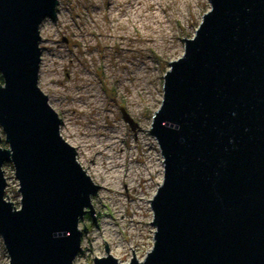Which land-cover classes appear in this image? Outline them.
<instances>
[{
    "label": "water",
    "instance_id": "obj_1",
    "mask_svg": "<svg viewBox=\"0 0 264 264\" xmlns=\"http://www.w3.org/2000/svg\"><path fill=\"white\" fill-rule=\"evenodd\" d=\"M162 78L149 135L162 183L148 200L150 252L127 264H264V0H207ZM57 0H0V239L8 264H72L99 186L37 87L42 19ZM1 140V139H0ZM17 180L5 201L2 166ZM6 196V195H5ZM82 231H85V227ZM92 264H119L108 254Z\"/></svg>",
    "mask_w": 264,
    "mask_h": 264
},
{
    "label": "rangeland",
    "instance_id": "obj_2",
    "mask_svg": "<svg viewBox=\"0 0 264 264\" xmlns=\"http://www.w3.org/2000/svg\"><path fill=\"white\" fill-rule=\"evenodd\" d=\"M111 1L57 0L56 17L42 19L38 27L36 85L60 119V137L99 186L90 197L95 222L87 209L78 222L81 242L72 264L105 257L103 242L119 264L130 261L131 250L137 262L150 252L154 228L147 224L153 216L148 200L162 183L163 169L159 148L147 130L160 105L168 62L182 55L181 39L192 38L210 8L207 0H124L109 6ZM137 9L140 14L133 20ZM3 138L0 131L2 149L8 147ZM107 141L116 142L111 155H122L119 146L125 154L123 175L128 166L138 167L133 186L125 191L121 183L112 187L108 182L113 171L101 150ZM146 155L151 161L148 173ZM2 176L3 198L17 209L20 197L9 162H4ZM139 189L143 196L136 210ZM7 261L0 239V264Z\"/></svg>",
    "mask_w": 264,
    "mask_h": 264
},
{
    "label": "bare ground",
    "instance_id": "obj_3",
    "mask_svg": "<svg viewBox=\"0 0 264 264\" xmlns=\"http://www.w3.org/2000/svg\"><path fill=\"white\" fill-rule=\"evenodd\" d=\"M122 1H124V0H113V2L111 1V2H109L108 3V5L109 6H112V4L113 3H119L118 4V6L121 4V2ZM153 1H157V0H152V2ZM126 2V1H125ZM135 5H137V3L135 4ZM117 6V7H118ZM121 8V7H120ZM119 8V9H120ZM118 9V10H119ZM138 11V9L137 10H135L133 13H132V15H131V18H133V20H136V19H138L137 18V16H138V14H140L139 13V11ZM115 138H117V136H115ZM118 142H119V140H118ZM116 145V142L115 141H112V142H106V144H105V146H103V148H102V145H99V149L100 148H102L101 150L102 151H104V154H105V156H106V161H108L107 162V168L109 169V170H112L113 172H112V174H110V176L108 177V182H110V184H111V186L112 187H116L117 186V184H119V183H121L122 184V186H123V189H124V191L125 190H127V189H129V188H131L132 186H133V182H132V177L134 176V175H136V173L139 171L138 170V167H135V168H133L132 166H128L126 169H125V173H124V175L122 174L123 173V171L121 170L122 169V167H123V165H124V158H125V154L124 153H122V149H121V147L119 146L118 147V149H119V151H120V154H122V155H119V156H113V155H111V153H112V148H113V146H115ZM146 158H148L149 159V156L148 155H146ZM151 161H150V159L147 161V164L145 165V170H146V172L148 173V170H147V168H149L150 166L148 165L149 163H150ZM149 167H148V166ZM144 168H142V170H143ZM86 173V175H88L87 174V172H85ZM138 196H137V201H139V205H137V206H135V208H136V210H140L141 208V203H140V200L142 199L141 197H139V195L140 196H143V192L141 191V189H139L138 190ZM119 207H121V205L119 206ZM118 212V211H117ZM124 216V215H123ZM134 217H135V222H138L139 221V218H140V212L139 211H137V213H134ZM134 222V221H133Z\"/></svg>",
    "mask_w": 264,
    "mask_h": 264
},
{
    "label": "trees",
    "instance_id": "obj_4",
    "mask_svg": "<svg viewBox=\"0 0 264 264\" xmlns=\"http://www.w3.org/2000/svg\"><path fill=\"white\" fill-rule=\"evenodd\" d=\"M2 84V78H0V85Z\"/></svg>",
    "mask_w": 264,
    "mask_h": 264
}]
</instances>
